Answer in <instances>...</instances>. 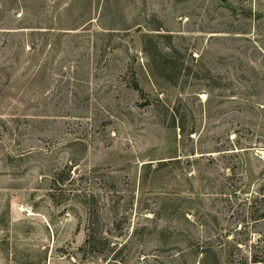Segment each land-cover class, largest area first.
Returning a JSON list of instances; mask_svg holds the SVG:
<instances>
[{
    "label": "rangeland",
    "instance_id": "rangeland-1",
    "mask_svg": "<svg viewBox=\"0 0 264 264\" xmlns=\"http://www.w3.org/2000/svg\"><path fill=\"white\" fill-rule=\"evenodd\" d=\"M263 154L264 0H0V264H251Z\"/></svg>",
    "mask_w": 264,
    "mask_h": 264
},
{
    "label": "trees",
    "instance_id": "trees-1",
    "mask_svg": "<svg viewBox=\"0 0 264 264\" xmlns=\"http://www.w3.org/2000/svg\"><path fill=\"white\" fill-rule=\"evenodd\" d=\"M134 89L137 90L139 93H141L139 86L137 85V83H135L134 85ZM94 233H90L87 235V240L86 242L89 243L92 240H94ZM255 251L251 257V264H264V246L261 247L260 246H256ZM212 253L210 251L205 252V257H203L201 259V261L199 262V264H221L219 261V258L216 257L213 253V257H211Z\"/></svg>",
    "mask_w": 264,
    "mask_h": 264
},
{
    "label": "bare ground",
    "instance_id": "bare-ground-1",
    "mask_svg": "<svg viewBox=\"0 0 264 264\" xmlns=\"http://www.w3.org/2000/svg\"><path fill=\"white\" fill-rule=\"evenodd\" d=\"M263 158H264V154H263Z\"/></svg>",
    "mask_w": 264,
    "mask_h": 264
}]
</instances>
